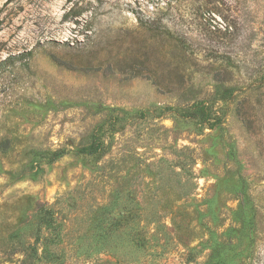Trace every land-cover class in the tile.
Here are the masks:
<instances>
[{"label": "rangeland", "instance_id": "obj_1", "mask_svg": "<svg viewBox=\"0 0 264 264\" xmlns=\"http://www.w3.org/2000/svg\"><path fill=\"white\" fill-rule=\"evenodd\" d=\"M0 264H264V0H0Z\"/></svg>", "mask_w": 264, "mask_h": 264}, {"label": "trees", "instance_id": "obj_2", "mask_svg": "<svg viewBox=\"0 0 264 264\" xmlns=\"http://www.w3.org/2000/svg\"><path fill=\"white\" fill-rule=\"evenodd\" d=\"M72 8H73V7H71V8L69 9L68 13H66V14L64 15V17H67L69 14H71V12L73 11Z\"/></svg>", "mask_w": 264, "mask_h": 264}]
</instances>
